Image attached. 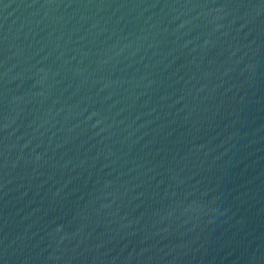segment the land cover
<instances>
[{
    "label": "water",
    "instance_id": "95a60500",
    "mask_svg": "<svg viewBox=\"0 0 264 264\" xmlns=\"http://www.w3.org/2000/svg\"><path fill=\"white\" fill-rule=\"evenodd\" d=\"M0 264H264V0H0Z\"/></svg>",
    "mask_w": 264,
    "mask_h": 264
}]
</instances>
